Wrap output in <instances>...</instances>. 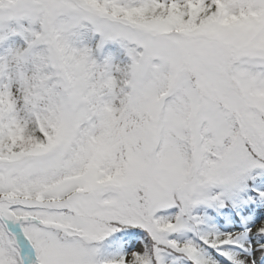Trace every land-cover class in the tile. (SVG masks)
<instances>
[{
	"label": "snow or ice",
	"instance_id": "obj_1",
	"mask_svg": "<svg viewBox=\"0 0 264 264\" xmlns=\"http://www.w3.org/2000/svg\"><path fill=\"white\" fill-rule=\"evenodd\" d=\"M0 264H264V0H0Z\"/></svg>",
	"mask_w": 264,
	"mask_h": 264
}]
</instances>
